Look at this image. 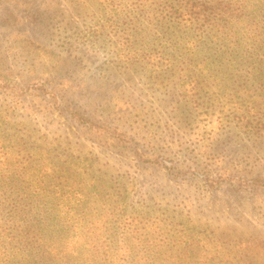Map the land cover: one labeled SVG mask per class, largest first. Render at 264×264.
<instances>
[{"label":"rangeland","instance_id":"1","mask_svg":"<svg viewBox=\"0 0 264 264\" xmlns=\"http://www.w3.org/2000/svg\"><path fill=\"white\" fill-rule=\"evenodd\" d=\"M121 5L112 19L140 16ZM98 6L0 0V130L131 187V213L173 230L155 261L264 264V0L168 48L161 33L94 32ZM141 46L188 65L134 62Z\"/></svg>","mask_w":264,"mask_h":264},{"label":"trees","instance_id":"2","mask_svg":"<svg viewBox=\"0 0 264 264\" xmlns=\"http://www.w3.org/2000/svg\"><path fill=\"white\" fill-rule=\"evenodd\" d=\"M92 1L99 5L94 32L161 33L166 48L184 40L198 43L188 34L194 28L227 32L229 25L219 20H231L247 2L121 0L140 11L138 18L123 23L110 17L125 7L120 0ZM152 50L137 48L134 62L153 64L157 70L165 60L172 72L188 65L168 50ZM197 60L204 62L203 68L216 63L199 54ZM53 158L49 150L31 148L26 141L19 144L0 130V264H165L155 261L152 252L160 253L173 230L149 213H131V187L88 176L68 161Z\"/></svg>","mask_w":264,"mask_h":264}]
</instances>
